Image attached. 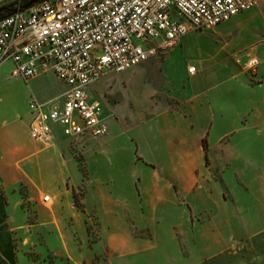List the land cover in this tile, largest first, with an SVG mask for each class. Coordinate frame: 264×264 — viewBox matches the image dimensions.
I'll list each match as a JSON object with an SVG mask.
<instances>
[{
  "label": "rangeland",
  "instance_id": "374dc122",
  "mask_svg": "<svg viewBox=\"0 0 264 264\" xmlns=\"http://www.w3.org/2000/svg\"><path fill=\"white\" fill-rule=\"evenodd\" d=\"M16 1L0 0V9ZM245 13L242 25L226 34L229 26L218 33V26L192 30L150 60L107 73L94 84L93 98L108 114V132L60 143L69 168L64 189L50 180L37 192L47 212L61 211L57 227L46 230L57 231L63 247L50 232L51 247L41 237L17 247L26 258L36 264H175L182 254L191 256L198 250L191 240L194 227L208 215L191 213L188 198L196 208L212 203L206 186L197 190L205 179L224 175L222 184L245 202L244 188L233 179L236 167L246 177L256 168L245 154L264 157V126L259 134L244 128L248 119H242L251 111L255 120H262L264 113V84L259 85L264 82V0ZM253 58L259 60L256 66L251 65ZM194 65L198 72L188 74ZM13 66L11 60L0 66V128L16 120L24 124L30 118L31 99L44 101L65 88L53 72L25 80L12 76ZM182 68L187 72L183 78L177 75ZM201 77L217 83H192ZM191 96H206L215 106L214 123L208 120V109L194 114L192 123L178 114L162 116L181 110L184 98ZM181 111L192 115L191 108ZM212 123L207 162L203 136L191 143L206 126L210 134ZM17 127V140L31 147L22 126ZM228 143L229 152L222 150ZM229 153L236 167L227 160ZM19 190L22 208L33 210L27 187ZM219 190L228 193L224 187ZM46 194L51 195L48 202L43 201ZM233 209L224 206L221 218Z\"/></svg>",
  "mask_w": 264,
  "mask_h": 264
},
{
  "label": "built area",
  "instance_id": "2783aa9c",
  "mask_svg": "<svg viewBox=\"0 0 264 264\" xmlns=\"http://www.w3.org/2000/svg\"><path fill=\"white\" fill-rule=\"evenodd\" d=\"M259 0H40L23 9L17 0L0 15V66L25 80L53 72L65 88L29 102L31 138L51 143L108 132L107 112L94 84L177 44L192 30L210 29L250 10ZM6 9H3L4 12ZM6 12V11H5ZM4 12V13H5ZM259 63L257 58L251 65ZM190 74L196 66L188 68ZM51 200L49 194L43 201Z\"/></svg>",
  "mask_w": 264,
  "mask_h": 264
},
{
  "label": "crops",
  "instance_id": "0c3cea01",
  "mask_svg": "<svg viewBox=\"0 0 264 264\" xmlns=\"http://www.w3.org/2000/svg\"><path fill=\"white\" fill-rule=\"evenodd\" d=\"M245 12L219 24L215 32L218 33L221 27L229 26L230 29L225 32L226 34L233 28L241 26L242 17L248 14ZM188 74L190 73L188 72ZM177 75L183 78L187 75V72L182 68ZM262 76L264 78L263 72ZM200 80L204 81V78L192 80V83ZM204 82L206 85L208 84V87L212 84L215 86L217 83L216 80L210 81V83H208V80ZM262 84L264 82L259 85ZM244 86L251 88L253 85L245 84ZM188 108H191L192 115H186L185 111H181ZM202 109L210 111L208 120L212 119L214 123L215 106L211 104L206 96L186 97L182 101L181 110L178 109L169 114H162V116L168 117L170 114H178L182 115L181 117H187L192 123L194 114ZM251 115L252 112L249 111L248 115L246 114L242 117V119H248V124L243 122L244 128L249 129V127H252L259 134H262L260 131L262 126L260 125L264 126V113H262V120H255L254 116ZM2 119L4 118L1 116L0 120ZM30 121L31 118L25 122L23 120V124L16 120L14 122L15 125L10 126L7 123V125L0 128V264H36L26 258L29 256L23 254L17 247L33 244L39 237L44 239L51 247L48 240V233L50 232L55 233V236L60 241L61 248L63 247L58 232L52 231V229L50 231L46 230V228L57 227V217L61 215V211L55 208L53 213L47 212L41 205V197L37 189L45 187L50 180L56 184L58 189H64L65 177L69 174V168L68 160L60 143H62V140L69 138L55 134L51 143L41 147L30 136ZM213 123L210 128V134L206 126L191 144L200 140L203 136L201 146L204 150L203 141L206 139L207 144V136H212ZM20 125L32 143L31 147L17 140V126ZM228 131H233L234 135L237 133V129ZM187 147L185 146V148ZM185 148L184 146L181 147L182 150ZM228 148L229 143L222 150L229 152ZM207 153L209 159V146ZM204 155H206L205 150ZM241 155L244 158L251 157L248 159H251L252 164H254L255 173L243 177L234 164L232 154H227L226 158L232 162L231 165L233 167H236L237 173H234L233 179L244 188L245 202L238 199L229 187L222 184L225 182L224 175L220 178L205 179L204 184L202 186L199 185L197 190H202L206 186L208 198L212 199V203L196 208L188 198L191 213L193 212L200 216L202 214L208 215L206 221H199L194 227V235L191 240L192 243L197 245L198 250L191 256L182 254V260H175V264H264V157L259 156V154L257 157L245 154L247 157L243 155L242 151ZM22 185L27 187L30 195L29 199L34 202L33 210L22 208V197L19 190ZM223 187L228 190L226 195L219 190V188ZM213 188L216 189L215 193H213ZM192 192L188 193V197ZM226 205H231L234 209L223 220L220 212ZM31 217H34V219L31 220ZM102 219L103 217H101ZM84 221L85 219H83V223ZM188 245L190 244L188 243ZM166 257L169 256L166 255ZM174 257H178L177 253L174 254Z\"/></svg>",
  "mask_w": 264,
  "mask_h": 264
},
{
  "label": "trees",
  "instance_id": "16d2710c",
  "mask_svg": "<svg viewBox=\"0 0 264 264\" xmlns=\"http://www.w3.org/2000/svg\"><path fill=\"white\" fill-rule=\"evenodd\" d=\"M29 1H31V0H24V2L25 3H27V2H29ZM13 9L12 8H8L7 10H6V12L5 13H2L1 15L3 16V15H6L7 13H9V12H11ZM203 147H204V150H205V152H206V161L208 162V153H207V149H208V146H207V144H206V139H204V141H203Z\"/></svg>",
  "mask_w": 264,
  "mask_h": 264
},
{
  "label": "water",
  "instance_id": "95a60500",
  "mask_svg": "<svg viewBox=\"0 0 264 264\" xmlns=\"http://www.w3.org/2000/svg\"><path fill=\"white\" fill-rule=\"evenodd\" d=\"M40 0H31L29 2H27L24 6H23V9H26L30 6H32L33 4H35L36 2H39ZM0 11H3V9H0Z\"/></svg>",
  "mask_w": 264,
  "mask_h": 264
}]
</instances>
